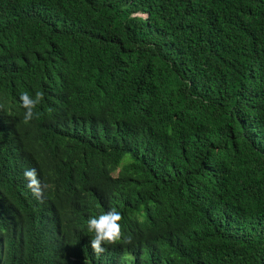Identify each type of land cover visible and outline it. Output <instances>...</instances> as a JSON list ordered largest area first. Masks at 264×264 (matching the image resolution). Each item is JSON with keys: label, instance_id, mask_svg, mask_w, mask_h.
Masks as SVG:
<instances>
[{"label": "trees", "instance_id": "16d2710c", "mask_svg": "<svg viewBox=\"0 0 264 264\" xmlns=\"http://www.w3.org/2000/svg\"><path fill=\"white\" fill-rule=\"evenodd\" d=\"M0 123V264H264V0H0Z\"/></svg>", "mask_w": 264, "mask_h": 264}, {"label": "clouds", "instance_id": "9594fccd", "mask_svg": "<svg viewBox=\"0 0 264 264\" xmlns=\"http://www.w3.org/2000/svg\"><path fill=\"white\" fill-rule=\"evenodd\" d=\"M43 96V92L39 91L36 92L34 96L30 95L28 92H24L19 98L22 102V107L26 110L24 123L38 135L41 133L48 134L50 132L48 122L46 126L42 125L38 117L34 114V109L41 103ZM2 129L3 126L0 123V137H2L3 134ZM30 135L31 134H22L21 140ZM38 148L43 153L47 151V145L42 146L41 142ZM24 177L28 181L27 187L29 189L26 191L28 201L35 207L39 201H44L43 198L46 199L47 193L44 191L47 185L41 183L37 171L34 168L25 170ZM122 220L123 216L116 208H112L99 216H91L88 218L87 229L90 233H94V237L90 240L91 250L88 252L95 257L89 264H138V260L133 252L120 249L117 245H114L120 242L121 238L124 237L121 226ZM123 242L125 244H130L132 242V237L130 235L124 237Z\"/></svg>", "mask_w": 264, "mask_h": 264}]
</instances>
